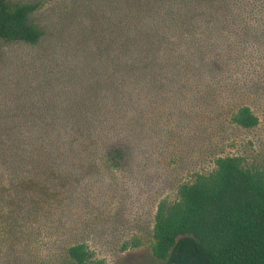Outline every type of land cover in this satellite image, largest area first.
I'll use <instances>...</instances> for the list:
<instances>
[{
    "label": "trees",
    "instance_id": "trees-1",
    "mask_svg": "<svg viewBox=\"0 0 264 264\" xmlns=\"http://www.w3.org/2000/svg\"><path fill=\"white\" fill-rule=\"evenodd\" d=\"M100 2L104 18L91 39L72 35L66 45L63 20L45 26L33 17L36 3L0 0V40L38 46L50 30L57 39L37 58L56 82L71 81L61 90L39 82L42 103L28 96L3 111L0 230L26 214L31 191L44 198L54 189L66 192L73 185H59L67 180L115 182L147 159V132L164 129L166 111L178 116L186 93L197 100L198 86L210 87L217 63L208 18L194 13L196 0H119L117 10L113 0ZM229 120L241 127L258 122L243 103L232 106ZM212 162L208 171L176 182L172 198L156 201L150 251L157 264H264V156L251 167L237 155ZM64 254L69 264H102L79 240Z\"/></svg>",
    "mask_w": 264,
    "mask_h": 264
},
{
    "label": "rangeland",
    "instance_id": "rangeland-1",
    "mask_svg": "<svg viewBox=\"0 0 264 264\" xmlns=\"http://www.w3.org/2000/svg\"><path fill=\"white\" fill-rule=\"evenodd\" d=\"M17 1L36 3L33 17L39 24L50 26L63 20L66 45L72 35L91 39L92 28L104 18L100 0ZM118 1L113 0L115 10L123 6ZM196 1L194 13L208 18L211 51L217 63L210 69V87L200 84L194 96L197 100L186 93L178 116L166 111L167 118L159 125L164 129L147 132L151 144L147 159L143 157L141 164L118 173L115 182L108 177L94 183L67 180L59 187L73 186L59 195H54L56 189L41 194L49 196L45 199L31 191L34 197L25 201L26 214L16 216L10 225L3 223L0 230V264H69L64 250L74 240L85 242L102 264H157L159 259L150 251V228L158 199L172 198L174 184L189 180L193 172L211 169L215 156L237 155L249 167L261 164L264 0ZM55 39L48 30L38 46L0 40V120L3 111L18 100L31 96L42 103L39 82L56 86L55 90L69 87L68 80L56 82L57 77L45 72L37 58L50 53ZM222 58L224 62H220ZM60 96L65 99L63 93ZM63 102L67 104L69 97ZM238 103L249 106L256 115L255 126L241 127L229 120L230 109ZM65 171L75 174L69 166ZM73 196L78 203H71ZM133 238L138 244H130Z\"/></svg>",
    "mask_w": 264,
    "mask_h": 264
}]
</instances>
